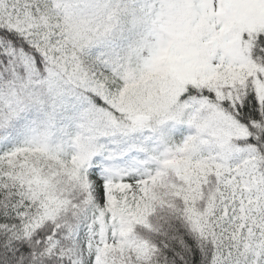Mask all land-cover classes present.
Masks as SVG:
<instances>
[{"label":"snow or ice","instance_id":"6c2138e0","mask_svg":"<svg viewBox=\"0 0 264 264\" xmlns=\"http://www.w3.org/2000/svg\"><path fill=\"white\" fill-rule=\"evenodd\" d=\"M0 264H264V0H0Z\"/></svg>","mask_w":264,"mask_h":264}]
</instances>
